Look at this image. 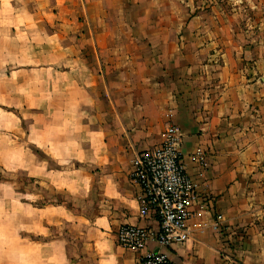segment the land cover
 Here are the masks:
<instances>
[{"label":"crops","instance_id":"0c3cea01","mask_svg":"<svg viewBox=\"0 0 264 264\" xmlns=\"http://www.w3.org/2000/svg\"><path fill=\"white\" fill-rule=\"evenodd\" d=\"M219 3L0 0V36L25 34L26 25L14 30L9 21H34L45 51L34 74L5 67L9 74L0 78V100L10 110L3 170L34 179L37 198L40 186L67 198L36 207L37 237L73 224L96 264H135L139 254L117 244L119 227L157 230L158 221L139 216L133 160L174 124L199 186L192 222L223 220L219 231L198 230L169 247L170 259L264 264V35L238 31L234 9ZM18 207L21 225L26 209ZM3 210L6 230L12 206ZM66 244L64 236L22 243L20 259L71 264Z\"/></svg>","mask_w":264,"mask_h":264},{"label":"rangeland","instance_id":"374dc122","mask_svg":"<svg viewBox=\"0 0 264 264\" xmlns=\"http://www.w3.org/2000/svg\"><path fill=\"white\" fill-rule=\"evenodd\" d=\"M219 2L222 8H226L228 5L230 10L234 9L237 15L236 26L238 31L262 32L264 35V0H219ZM27 23L17 19L9 21L7 26L12 27L14 30H18L17 27L20 25H26L25 34L22 36L19 34L9 37L0 36V78L5 74H9L7 71L15 70H30L29 73L34 74V69L44 62L45 51H43L37 37L34 35L37 31L36 23L34 21ZM241 38L244 39V37ZM247 38L246 35L245 39ZM251 38L252 43L260 39L259 35L251 36ZM3 41H5V44H3ZM251 63L254 62L251 61ZM5 67H7V71H5ZM3 104L4 101L0 100V151L3 150L2 146L5 140L3 133L7 123L5 117L8 115L7 111H10ZM37 187L39 188V185L34 179L25 178L16 172L5 171L0 164V264H22L19 253V246L22 243L25 245L35 240L41 241L54 236H64L71 242V245L66 244L67 250L70 249L69 263L96 264L94 252L90 249V246L85 244L84 237L80 235V230L73 224H58L49 233L41 237L36 236L34 233L36 207L50 204L53 196L60 201H67L64 194H54L50 188L42 186H40L42 196L37 198L35 196ZM21 203L26 209L23 214L26 215L28 222L24 220L20 225L18 206ZM5 204L12 206L8 218L9 225L6 230H4L5 212L3 210ZM72 204H76V202L73 201ZM5 236L10 240L8 244L4 243ZM28 262L25 259L23 264H28Z\"/></svg>","mask_w":264,"mask_h":264},{"label":"built area","instance_id":"2783aa9c","mask_svg":"<svg viewBox=\"0 0 264 264\" xmlns=\"http://www.w3.org/2000/svg\"><path fill=\"white\" fill-rule=\"evenodd\" d=\"M180 144L179 127L167 125L161 142L138 153L133 160L130 179L141 191L139 216L158 221L157 230L133 224L119 227L117 244L139 254L135 264H175L167 253L169 247L187 242L195 231L221 228V215L192 222L197 216L193 205L199 186L186 170ZM196 154L203 163L199 149ZM151 242L156 243V250L148 248Z\"/></svg>","mask_w":264,"mask_h":264}]
</instances>
